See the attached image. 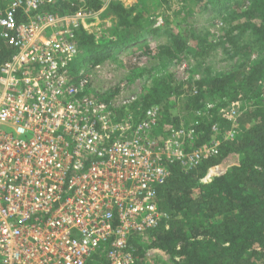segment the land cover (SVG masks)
Returning <instances> with one entry per match:
<instances>
[{
	"label": "built area",
	"instance_id": "obj_1",
	"mask_svg": "<svg viewBox=\"0 0 264 264\" xmlns=\"http://www.w3.org/2000/svg\"><path fill=\"white\" fill-rule=\"evenodd\" d=\"M55 1L9 0L0 10L1 37L16 50L0 73V264H88L102 253L106 264H153L128 249L167 218L157 202L167 162L190 170L221 142L186 152L191 132L159 137V106L118 119L122 107L93 94L88 64L71 68L78 30L100 12L70 0L73 14L37 13Z\"/></svg>",
	"mask_w": 264,
	"mask_h": 264
},
{
	"label": "trees",
	"instance_id": "obj_2",
	"mask_svg": "<svg viewBox=\"0 0 264 264\" xmlns=\"http://www.w3.org/2000/svg\"><path fill=\"white\" fill-rule=\"evenodd\" d=\"M8 1L0 0V10ZM228 1L192 0L195 9H188L187 13L220 11ZM248 3L230 12L233 26L226 37L234 40V31H250L257 38L253 44L259 56L229 74L198 82L196 91H190L185 108L191 119L177 115L167 118L170 110L166 101L180 94L172 89L169 76L146 79L140 101L133 104L140 105L134 111L139 120L153 106H159L162 116L172 119V125L166 127L162 124L169 121L161 119L159 133L179 129L191 132L185 142L186 152L213 140L221 142L217 155L190 170L183 169L180 163L167 162L170 176L157 192L159 210L167 218L158 229L144 233L142 242L138 237L132 243L128 253L139 260L153 258L156 264H264V0ZM102 4L99 0H86L85 7L88 12H99ZM78 9L79 5L72 7L70 0H56L37 13L73 14ZM107 12L114 21L101 38L96 39L84 28L78 30L80 57L71 65L72 71L83 64L99 65L147 34L155 35L167 28V21L164 26L155 27L157 20L143 2L126 7L113 1ZM175 24L178 30L172 29L171 42L162 47L159 57L165 55L174 60L190 51L191 32L179 30V20ZM250 48L252 44H244L238 51L246 52L243 55L250 59ZM15 54L16 50L1 37L0 29V73ZM111 96L103 99L109 102ZM211 103L213 106L209 107ZM228 107L238 109L235 120L220 114ZM128 112L123 108L116 111L118 119L131 114ZM231 130L236 138L225 140V133ZM106 263L104 253L88 262Z\"/></svg>",
	"mask_w": 264,
	"mask_h": 264
},
{
	"label": "rangeland",
	"instance_id": "obj_3",
	"mask_svg": "<svg viewBox=\"0 0 264 264\" xmlns=\"http://www.w3.org/2000/svg\"><path fill=\"white\" fill-rule=\"evenodd\" d=\"M139 2L149 7V13L157 20L155 27L164 26V22L167 21V28L160 29L155 35L147 34L125 49L115 52L111 58L97 65L100 69L95 72L89 65L86 66L89 73L93 74V94L101 98L112 95L110 99L114 107H122L133 115L140 106L133 107V104L135 101H140L146 79L169 76L172 89H177L180 94L166 101L170 110L167 118L175 115L188 116L185 109L187 99L191 90L196 91L198 82L229 74L248 60H255L259 56L253 44L257 38L250 31L242 33L240 30L234 31L231 34L234 40L226 37L233 26L230 24V12L243 5L247 6L248 0H230L220 11L208 9L202 13L196 11L192 14L187 13L188 9H195L192 0H167L165 3L162 0H157L155 3H151L150 0H128L125 3L132 6ZM178 20L179 30L191 32L190 51L187 50L184 56L174 60L168 59L165 55L159 57L158 53L162 47L168 46L171 42L172 29L178 30L173 26ZM113 21L107 10H103L92 25H89L87 32L96 39L101 38ZM170 23L172 25L168 26ZM244 44H252L253 48L249 49L250 59L243 55L246 52L238 51V47ZM212 106L211 103L210 107ZM167 118L165 116L161 118L163 122L169 121L162 124L164 127L172 125V119ZM158 136L163 138L164 133Z\"/></svg>",
	"mask_w": 264,
	"mask_h": 264
},
{
	"label": "crops",
	"instance_id": "obj_4",
	"mask_svg": "<svg viewBox=\"0 0 264 264\" xmlns=\"http://www.w3.org/2000/svg\"><path fill=\"white\" fill-rule=\"evenodd\" d=\"M113 1H118V2H120V3H122L124 6H126V7H130V6H128V5H126V3L125 2H127L128 0H109L108 2H106L107 4H104V1H100L101 3H103L104 4V6H103V9L101 10V11H103V10H107V8H108V6H109V4L111 3V2H113ZM151 1V3H154V2H156L157 0H150ZM102 4V5H103ZM133 6V5H132ZM147 8H149L147 5H145ZM105 8V9H104ZM101 11H99V12H101ZM94 20H96V19H90V20H88V24L89 25H92V23H93V21ZM86 30V29H85Z\"/></svg>",
	"mask_w": 264,
	"mask_h": 264
}]
</instances>
